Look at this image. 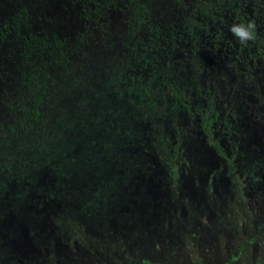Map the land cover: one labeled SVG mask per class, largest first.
Listing matches in <instances>:
<instances>
[{
  "label": "flooded vegetation",
  "instance_id": "1",
  "mask_svg": "<svg viewBox=\"0 0 264 264\" xmlns=\"http://www.w3.org/2000/svg\"><path fill=\"white\" fill-rule=\"evenodd\" d=\"M218 1L118 45L103 90L122 108L104 125L114 141L102 162L74 177L87 186L69 201L66 218L81 213L66 223L74 237L37 207L38 192L54 201L68 165L41 161L58 172L53 189L6 175L0 225L13 247L0 264H264V0ZM249 20L255 39L242 45L229 27Z\"/></svg>",
  "mask_w": 264,
  "mask_h": 264
},
{
  "label": "rangeland",
  "instance_id": "2",
  "mask_svg": "<svg viewBox=\"0 0 264 264\" xmlns=\"http://www.w3.org/2000/svg\"><path fill=\"white\" fill-rule=\"evenodd\" d=\"M65 1L68 0H0V13L7 16L25 5L30 8L28 24L32 30L35 29L37 33L46 31L50 35L57 33L66 39V44L69 47L64 50L68 61L67 66L61 70L52 71L55 79L51 84L52 88L49 89L51 104L43 115L45 128L38 130L34 138L24 134L22 144L16 140V137H13L11 139L13 143L6 148V151L10 155L21 158L11 166L14 173L20 171L35 175L34 178L37 181L31 182L32 185H27V189L31 187L36 189L54 188L52 186L54 174L58 175V172L47 170L41 166L43 158L52 160L51 164L54 169L64 168L65 170L67 165L70 167L68 172L70 176L65 177L64 182L62 181V188L55 191L54 201L44 204L43 196L38 192L40 197L37 207L50 213L51 220L57 222L55 226L57 229H61L63 234L70 233L74 237L75 234L71 232L72 226L66 225V223L81 221V213L75 209L74 213L78 214V217L66 218L67 214L73 213L69 204L72 202L81 204L87 191L86 184L81 181L78 183V179L74 177L95 167L100 161L102 162L104 158L102 145L109 140L114 141L113 133L104 136V125L106 122L113 124L122 108L119 106L121 102L118 103L112 97L111 99L106 97L103 87L110 86L109 79L112 78L117 68L114 63H118L120 58L121 51L118 45L123 40L124 23L122 22L123 17L119 15L118 11L105 12L99 19L103 32L92 30V34L87 33L84 31L86 30L84 28L85 19L77 13V7L69 1ZM150 5L155 13L166 11L174 13L175 9L174 6L171 8L168 0L154 1ZM40 13H44V16L48 18L47 21L51 19V22L38 21L36 15H40ZM167 18H169L167 15L162 17L163 20ZM93 23L90 22L89 25L92 26ZM80 34L83 45H78L77 37ZM20 41V35L9 33L7 39L0 45V125L5 119L8 122L15 120L12 119L10 113L4 111L6 107L2 105V102L17 96L21 87L22 78L20 75L23 68L19 67L17 56ZM97 42L99 43L98 49L91 52L92 44ZM5 90L8 92L7 95H5ZM52 140L53 143H51ZM3 155H5V151L0 148V161L13 163L11 159L5 161ZM4 173L0 169V181L5 178ZM70 180L75 181L72 184L73 188L70 187ZM59 181L61 180L59 179ZM12 184L13 180L7 184L8 189L12 187ZM75 194L78 199L71 201ZM95 207L100 209L99 205ZM60 222L63 225H58ZM92 232L94 230L87 232L89 237ZM11 238L9 225H0V254L8 253L7 251L12 249ZM37 238V234L35 236L30 234L27 237L29 242L35 241Z\"/></svg>",
  "mask_w": 264,
  "mask_h": 264
},
{
  "label": "trees",
  "instance_id": "3",
  "mask_svg": "<svg viewBox=\"0 0 264 264\" xmlns=\"http://www.w3.org/2000/svg\"><path fill=\"white\" fill-rule=\"evenodd\" d=\"M70 3L77 7L79 13L85 19L84 28L87 33L92 34V30H97L99 33L103 32L102 24H99L101 15L105 12L118 11L119 15L123 17L122 22L124 26L122 32L125 31L123 37H136L140 40L139 33L142 31L158 30L162 28L165 15H179L195 14L194 8L191 7L198 5L196 0H168L171 8L174 6V13L164 12L155 13L152 11L151 3L158 0H68ZM65 1V2H68ZM207 0V5L215 6L219 1ZM227 4H230L227 3ZM197 12V11H196ZM235 14H243L241 10H235ZM30 8L23 5L19 10L3 16L0 13V45L7 39L8 34L20 35L21 41L18 51V64L21 70L20 90L17 96L10 100L3 101L2 105L6 107V113L12 115L14 122H8L6 119L0 125V148L5 151L3 155L4 160L11 159L13 163H0L1 172H5V178L0 181V196H4L8 183L12 177L6 175L14 173L11 169L15 161L21 160L16 155L7 153L6 148L10 147L13 143L11 139L16 137V140L22 144L24 134H28L30 138H34L38 130L45 128V121L43 115L50 107V100L48 99L49 89L54 81L52 71L63 69L67 66V59L64 50L69 47L66 44V39L59 36L57 33L49 34L46 31L38 32L31 29L28 24V15ZM44 13L36 15L38 21L51 22ZM56 17V15H53ZM157 17V19H156ZM57 19V18H56ZM62 18L60 17V20ZM90 22H94L92 26ZM166 23V22H165ZM164 28V27H163ZM24 30V31H23ZM22 32V33H21ZM24 32V33H23ZM81 34L77 37L78 45H83L81 41ZM67 46V47H66ZM91 52L98 49L99 43L92 44ZM85 63V62H84ZM7 95V90H5ZM4 92V91H3ZM7 115V116H10ZM10 118V117H8ZM20 129V133H19ZM18 138V139H17ZM49 142V141H48ZM53 143V140L51 141ZM17 146V145H14ZM23 150V149H21ZM26 150V149H25ZM36 154L34 153V156ZM47 163L49 159L43 158ZM11 162V161H10ZM22 174L18 171L16 174Z\"/></svg>",
  "mask_w": 264,
  "mask_h": 264
},
{
  "label": "clouds",
  "instance_id": "4",
  "mask_svg": "<svg viewBox=\"0 0 264 264\" xmlns=\"http://www.w3.org/2000/svg\"><path fill=\"white\" fill-rule=\"evenodd\" d=\"M256 25L253 20L246 23H234L229 27V31L236 37L242 45L255 39Z\"/></svg>",
  "mask_w": 264,
  "mask_h": 264
}]
</instances>
